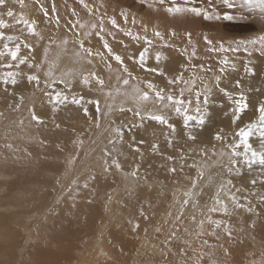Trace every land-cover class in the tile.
<instances>
[{
  "label": "rangeland",
  "instance_id": "rangeland-1",
  "mask_svg": "<svg viewBox=\"0 0 264 264\" xmlns=\"http://www.w3.org/2000/svg\"><path fill=\"white\" fill-rule=\"evenodd\" d=\"M231 2L233 5L232 7H227L226 5H224L223 0H195L194 4H185V0H164L163 4L160 3V0H145L143 4L140 3V0H84V4L88 5V8H85L81 3V0H23V4H21L20 0H6L5 5L0 6V13L3 14L2 16H0V18L5 19L9 24H14V20L6 16V12L10 8L14 12L16 18H19L22 15L23 18L28 19L29 21L36 22L35 32L38 33V35L29 34L27 32V29L24 28L23 25H15V27H10L2 30L6 35L19 37V39L17 41H14L13 44L16 42H21L22 44L28 43L33 45V51L31 53H29V51L22 46L21 55L28 56L30 58L29 62L40 64L41 67L28 68L27 65L21 66V68L25 67L28 72L24 74V78L19 81L18 86H23L25 80L27 82V75L31 74L39 76V88L35 87L34 82L31 84L27 82L28 84H26L31 86L30 94L34 95V102H36V100L38 99L35 97H40V94L43 95V91H41V89L44 88V81L46 79L45 73L50 70L49 67H51V65H54L53 67L56 68L51 72L53 73V76L57 78L52 91H61L63 89L64 85L60 84L58 79L60 77V66L57 65V63L55 64V61L57 60V62H61L62 58H60L59 56L57 58V55L61 54L64 50L71 54L72 57L75 58V61L80 64L78 65L80 66V68H78V71L77 68H75L74 70L69 72V74H79L83 71V73L86 75L88 70L94 67L101 78L105 80V88L103 92L106 91L107 93L111 91L113 92V96L117 95L115 93V89L118 86L116 77L117 75H123L118 71L120 69V65L114 59L108 56L107 51L103 48V42L95 35L96 31L99 30V22L101 19H103L104 38L108 40L110 47L113 49V53L121 55L124 58L125 64H127L129 68L133 70V75L139 77V81L130 82V86L127 89L129 94L132 91V86L138 84L141 91H149V101L153 102V100L155 99L154 92L147 89L146 83L141 81V78L146 77L147 80L144 81L150 80L153 83L157 84V86H163L166 83L167 79L182 75L187 83H182L179 86H171L172 90L174 94L179 97L180 89H185L184 98H191L193 101L192 107L194 108L195 106L193 105H195V92H201L202 101L205 87L212 90L211 100L214 99V101H216L218 104L220 103L221 105H224V101L227 100V97H224L223 93H217L215 91V78L217 76L221 77L220 83H233L232 85H234L237 79L242 81L246 78L243 73V67L246 64L252 69V73H254L253 68L255 67L256 70V66H258L256 64L264 63V54H261L259 44L255 46L246 44L247 51H245V46H240L239 50L235 52L210 50L219 49L221 43L224 45L225 49H228L229 47L237 48L239 41L247 42L249 40L258 39V37L264 35V29H261L260 27L262 26V28H264V24L258 23V21L260 22V20H264V13H262L260 10L261 0H251V4H249L248 0H231ZM53 6H55L56 11H52ZM174 6H196L207 10L210 15H215L218 13L221 17H223L227 14L233 16L234 19L224 20L221 18L219 20H205L203 19V16L195 17L191 13L169 14L165 10L167 7ZM41 7L48 10L47 16H45L41 11ZM89 8L92 9L91 12L88 10ZM121 12H125L128 15L127 24L124 22L122 16L120 15ZM57 17H59V23H57ZM112 18H115L117 20L120 28L124 31L130 30L133 35L139 34L141 37L145 35L144 26H147V35L149 39L153 40V44L151 46H147L144 44L143 39L137 42L124 35L123 31L113 28L109 23ZM133 20L135 21V23H133ZM77 22L79 24H84L86 27L73 28L72 25ZM92 24H97V28L92 29ZM155 31H159L162 34V36L164 37L163 41L153 36V33ZM89 32L91 33L90 36L85 35V33ZM76 33H80V35L76 36ZM173 33H175V35H172ZM188 33L191 34L190 41L187 35ZM205 36H207V38L212 41V44L206 43L204 39ZM80 39H83L85 42V47H91L94 53L100 52L104 54L107 63L111 65V71H109V69L105 67V64L100 61V58L98 56L93 59V65L91 66L87 65L86 62L79 60L75 53L80 51L78 43ZM64 40H67L68 43L64 44ZM165 42L168 45L167 47L164 46ZM144 47H149V52L146 58L148 67L157 66L155 54L157 51L162 53V58L159 62V68L164 72L163 77L157 74L146 73L143 69L139 68L137 65H134L133 62L128 59L129 56L138 57L139 52L142 51ZM193 52H195V55H193ZM222 61H227V63H222ZM233 66L235 70L233 69ZM68 67L69 66H67L66 69ZM221 68L224 69L223 72H221ZM80 78L82 79V77ZM73 82L75 83L76 81ZM1 86L3 88L5 87L2 84ZM119 86L123 88L122 82ZM10 87L11 86H9L8 88ZM80 94L84 95L85 97H91L93 99L99 100L101 96L100 92H95V90H93V92H89L86 89L80 91ZM21 95H23L24 97L22 103L20 101ZM11 98L13 102L22 104V106L18 109H13L15 113L7 114V112L9 111L5 109L0 102V174L1 172L12 174L11 177L2 180H18V183L12 185L13 188H18L24 186L23 182L26 183V180L22 181L21 179H19L22 175L31 176L32 174L38 173V169L32 168V170L29 172L20 171L17 168L18 164L21 166H28L33 164L29 163V161L26 159L30 157L32 152L23 151L24 157H21L20 155L13 152V150H20L22 149L23 145H27L30 147H34L36 150L42 151L44 149V143L39 139L38 134L40 132L37 130L35 122L31 121L30 118H27L29 116L27 109L34 108L29 102V93L15 92V95ZM107 99L108 98L105 97V100ZM41 103L42 102L39 101L36 108H38ZM105 106L106 104H104V107ZM230 106L231 107H229V110H232V107H234V105L230 104ZM88 107L89 114L92 116L93 123L95 122L96 129H91L93 128V123L89 119L90 121L88 120L87 127H85L84 129L81 127L79 128V136L77 137V140H75L76 142H80L78 150L81 151L83 157L90 149L86 146L88 145L91 147V150L89 151L87 157L89 160L87 162L88 164L86 163V167H84V164L82 165V169H84L82 171L83 175H86L87 177L80 181L76 179V182L73 185L65 187L64 189L67 188L69 190L63 196L58 197L59 194L55 196L52 195L50 198L55 199L58 197V202L56 204L51 203L48 206L47 210L42 214L40 222H37V225H35L34 222H10V224L9 222H0V230H2L0 232V235L3 234L2 237L0 236V249L2 250H0V262L6 263L10 261L9 264H14L15 261V264H50L52 260H57V258L46 253V251H51L54 248L56 240L59 237L65 238L66 235L68 236V231L72 230V225L74 224V222H67L74 220H72L73 216L67 215L68 208L63 205H65L67 201H71V196L78 197V195L82 194L85 191V189L82 188V190L78 193H73L70 192V189L82 184L83 186L85 184H91V178L94 182V178L95 176H97V174L92 175V177L90 176L91 172H93V169H95L98 164L105 165L104 161L106 158L111 159L106 157L105 155H103L104 159H100L97 157L94 158L95 153L98 150L102 149L103 146H112V144H109V138L110 140L115 139V135L113 132L110 133V137H105L103 140H97L96 137L101 133V130L108 126L109 122L111 121V116L106 120H103L104 115L102 111H100V113H97L95 106L91 104ZM124 107L126 109L128 108L125 105ZM118 109L117 111H115V113L120 115V119L118 117L116 121L120 123H115L113 126L123 129V133H128L131 136L137 134L138 129L141 125H144V122L148 126H151L152 123H156L149 120L142 121L139 118L134 117L133 115L132 117V113L127 111H125L122 115V113H120ZM64 111L67 112L68 110L64 109ZM158 114H165L166 116L169 114L172 115L167 116L169 117V119L181 118L180 121H182V117H176L174 112H158ZM189 114H192V112H190ZM75 115V113L71 114L70 117H73ZM210 118L211 117H208V119ZM132 120H135V122H133ZM21 121H23V124H21ZM208 123L209 122L206 121V125ZM131 126L132 128H130ZM127 130L130 131V133ZM85 135H87V137L85 139H82ZM156 138L157 137H154L150 140L158 141V139ZM88 142L90 143L87 144ZM158 142L161 144L163 141L159 140ZM176 143L174 144L176 145ZM118 144L119 143L115 145L114 149L116 153H122L121 149L117 147ZM70 146H72V144ZM161 149L162 150L160 151L161 153H163V156L166 155V151L168 150L167 155L174 157L179 168L181 164L185 165L181 162L180 153L185 152L187 153L186 156H188V153L191 152L194 155V158L197 159V156H200L199 153L201 152V149L196 146H186L187 150L185 148L180 149L181 151L174 150L176 154L173 155L172 153L174 152H169V147L166 146L164 148V151L163 147ZM170 150L172 151L171 148ZM209 151H211L209 152V155H211L209 158L217 157L218 160L223 161V164L219 163V167H226L230 149H227L225 144L219 145L218 147L213 148V150L210 149ZM221 151L225 153L224 157L219 156V153ZM145 152L146 157L148 158L156 155V153L150 151ZM213 152H215L214 155ZM9 154L10 158L7 156ZM186 156L185 159H188V157ZM90 157L92 158L91 160ZM75 158H77L76 154ZM189 159H192V157H189ZM41 161L43 163L46 162L43 158H41ZM47 161L54 163V160L51 159H48ZM58 163L63 164V161L60 159L58 160ZM49 171L51 173H59V170L57 171L55 169H51ZM64 172L66 173V170ZM101 174H108L112 178L117 179V176L114 175L111 171L105 172L104 170H102ZM213 175H215V173H213ZM223 175H225L223 176V178L225 177L224 179H229L228 176H226L229 174L225 173ZM50 178L52 180L54 179L53 176ZM213 178H215V176H213ZM194 179H196V177H194ZM173 181L174 180L171 179L170 183H174ZM192 181L194 180L187 182L192 185ZM137 183H139V187H137ZM150 183V180L147 181L146 179L140 178L139 181L136 180L132 182L130 186L132 188L127 189L124 193L119 192L117 189L114 191L115 193L119 192V194H117V197L121 199V204H119V211L124 215L129 216V218H127L129 219V223H134L135 221L149 222V219L151 220V216L153 214L151 208L154 209V206H152L153 203L151 204L153 200H151V196H146L143 191L147 184ZM134 184L135 188H133ZM29 185L32 186L33 184L30 183ZM0 186H2L0 192V201L6 204L3 205L0 213L8 214L9 212H7L5 209L7 205H13L12 201H14L19 196L20 189L10 193L7 190L9 187H11L10 183L5 184L4 182L0 181ZM32 187H34L35 189L39 188V186L37 185H34ZM93 188H97V186H93ZM111 194V189L106 188V190L104 191L100 190L98 194H94L93 196L92 194L90 195V197L92 196V200L99 204L100 214L106 215V207L108 206L107 200L109 199V197H111ZM210 196L208 199L207 196H200L197 199L205 200L208 203ZM260 197L262 196H259V198ZM182 199H185V197L181 198L180 202L183 201ZM212 200L213 196L210 201ZM86 201L80 198L73 200V202H75L74 204H84ZM134 201L139 202V209L136 212H131L130 206ZM230 203L231 201L228 199V202L225 204H228L229 212L233 213L232 215H230V217H235L234 219L236 220V213L232 208V204ZM179 206L183 208L187 207L188 205L185 206L183 205V203H181L179 204ZM208 207L211 206L208 205ZM143 208H146V211L148 210L147 212H149L147 215H145L147 218L140 215L141 211L144 212ZM62 209L66 210L64 216L56 215L59 214V211ZM206 210L207 208L204 207V216ZM179 213L180 211L176 215H178ZM218 214H221V216L225 215L224 213L219 212L212 213L210 215L211 219L218 220L215 218ZM251 214L252 213L249 211H247L246 213L247 216H252ZM176 215L174 216L173 221H176ZM199 218H203V215L200 214ZM185 219H182L179 222H171L170 225L172 226L180 222H185ZM220 220L224 221L223 227L228 226L225 220ZM165 221L166 219L164 220V222ZM205 221L206 220H204V222ZM186 222H189L188 219L186 220ZM193 222L199 221H192L189 222V224H192ZM207 222H209V220H207ZM260 222L261 221L259 219L250 220L249 222H245L246 227L242 228L238 225L236 229L231 230V237H228L227 233L223 234V236L219 234V236H222L225 241V247L219 249L216 253H212L207 249V244H209L212 248L220 247L219 241L217 240L216 236L213 235V232L211 230V228L213 227L214 231L216 232L217 228L214 224L209 223L207 232L201 234L205 235L204 240L207 241V244L201 247L199 244V239H196L197 245L194 247H189L186 254L183 253V255H176L175 252L172 253L175 256L176 260H178V263L176 264H184V260H181V258L185 259V257H190L192 259H195V254H199L201 252H205V254L208 255V259L202 261V264H207L206 262H213L214 260L212 259V255L218 257L219 264H264V240H261L259 236L253 235V232L258 228ZM237 223L239 224V222ZM104 225L105 222H92L89 224L88 228L81 229L80 234H77L71 238V240L75 244V247L85 249L87 245L94 239H96V237L102 232ZM27 226L29 227L28 230H26ZM140 226L142 227V229H144L147 225L140 224ZM110 232L111 231H108L107 235H112ZM10 233L12 235H10ZM160 233L165 234V230H161ZM209 235H211L212 240H208ZM121 237L125 240H130L134 245L139 244L136 236L134 235L125 236L121 234ZM5 240L9 241V243ZM117 241L120 242L119 239H117ZM3 245H7L5 246L7 248L3 247ZM178 247H183V245H179ZM175 250H177V248ZM193 250H195V254ZM126 254L129 260L135 259L134 254H129L128 252ZM13 255L14 257H12ZM165 257L168 256L166 255ZM58 261L59 264L62 260L58 259ZM153 263L162 264V262L160 261L159 263H156L155 261Z\"/></svg>",
  "mask_w": 264,
  "mask_h": 264
},
{
  "label": "bare ground",
  "instance_id": "bare-ground-1",
  "mask_svg": "<svg viewBox=\"0 0 264 264\" xmlns=\"http://www.w3.org/2000/svg\"><path fill=\"white\" fill-rule=\"evenodd\" d=\"M258 23L264 24V20H260V22L258 21ZM260 27L261 29H264L262 28V26ZM58 56L62 58L61 62H57V60L55 61V64L57 63V65L60 66L59 76H61L62 72L69 74V72H71L75 68H77V71L78 68H80V66H78L80 64H78V62L75 61V58H73L72 55L69 54L66 50L62 51L61 54H58L57 58ZM256 65L258 66H256V70L255 67L253 68L254 73H252L251 75L247 74L244 71V67H243V71H244L243 73L246 78L241 81L243 85V90L248 96H250L253 99V101L257 99H264V63L256 64ZM53 66L54 65H51V67H49L51 71L56 69ZM67 66L69 67L66 69ZM21 70L23 76L28 72V70L25 67L21 68ZM3 71H4L3 69H0V73H2ZM144 80H147V78L146 77L141 78V81L145 83ZM26 84L28 83L25 80L23 86L17 85L15 86V88L10 87L8 88L7 92L4 91V88L0 84V102L2 106L9 111L7 112V114L15 113L13 109H18L22 106V104L12 101L11 97L15 95L13 94L15 92L29 93L28 99L34 108L37 107L39 101L42 102L40 106L35 109V111L37 115H41L43 117L44 123L42 125H37L35 123V125L37 130L40 132L38 135H39V139L44 143V149L41 151V150H36L34 147L23 145L22 149L13 150V152L20 155L21 157H24L23 151L32 152L30 157L26 159L29 161V163H33V164L28 166L26 165L21 166L18 164L17 168L22 172H29L32 170V168H36L38 169V173L32 174L31 176L22 175L19 179H21L22 181L26 180L27 185L25 182H23L24 183V186L22 185L23 187L13 188L12 185L18 183L17 182L18 180L16 181L14 179L11 181L2 180L11 177L12 174H6L4 172H1L0 181L4 182L5 184L8 183L11 184V187L7 189L8 192L12 193L19 189L20 192H19V196L14 201H12L13 205H7L5 210L9 213L8 214L0 213V222H5V223L9 222V224L10 222H19V223L34 222L35 225H37L38 224L37 222H40V218L42 214L47 210L48 206L51 203L56 204L58 202L57 198L59 196H63L69 190L67 188L64 189L65 187H69L73 185L76 182V179L80 181L87 177L86 175H83L82 171L84 169H82V165L84 164V167L87 166L88 164L87 162L89 161L87 157L89 151L91 150V147L88 145L86 146L87 148L90 149L86 154L87 156L85 155L83 157L81 151L78 150L80 146L79 145L80 142H76L75 140H77V137L79 136L78 135L79 128L81 127L84 129L85 127H87L88 120L90 119L92 123L93 120L90 114H88V116L85 117L84 113L81 110H79L76 106H59L56 109H53L51 103H49L47 98L42 94H40V97H35L38 99L36 100V102H34V95L30 94L31 86ZM232 84L231 83L225 84L223 82L220 83V87H225L226 90L235 93L236 92L235 83L234 85ZM249 87L253 89H258L260 91L254 90L249 92L248 91ZM215 91L217 93L220 92L217 87ZM105 93L106 91L100 92L101 111L103 112V115L105 112H107V108L106 106L104 107V104H112L116 109H118L119 105L121 104L127 106L128 108H130V106L134 107V103L128 97H123L122 95L117 94L114 95L111 99L105 100L106 97ZM215 102L216 101L212 99V102L208 107V116L206 119H208V117L211 118L206 121L209 123L207 125L205 124L206 126H203L202 128L191 129L193 134L197 136V141L193 142L187 140L188 130L183 128L182 121H180L181 118L169 119L170 123H173L177 126L176 132L173 133V137H175L174 143L176 142L177 143L176 145L174 144L172 147H169L166 142L165 134L169 131L166 128V126L159 125L157 123H152L151 126H148L147 124H145V122L144 125H141L143 123L142 122L140 124L141 125L140 128L137 131V134L133 135L137 142L140 140L145 141L143 145H139L141 148V152L143 153L142 156L140 154L132 152L131 149L127 147V143H125L124 145L118 144L117 147L121 149L122 153L117 158L120 160L122 164V170H116L114 167H112L109 170L114 175L117 176V179L112 178L108 174H101L102 170H104V167L106 166L102 164H98L96 166L97 168L95 167V169H93V172H91L90 174L91 177L92 175L97 174V176H95L94 178V182L92 181L91 178V184H89L87 187L83 186L82 184L80 186L71 188L70 192L73 193H78L79 191L82 190V188L85 189V191L82 194L78 195V197L71 196L70 197L71 201L70 202L67 201L65 205H63L66 208H68L67 215L73 216L72 220H74L67 222H74V224L72 225V230L68 231V236L66 235L65 238L59 237L56 240L55 245L53 244L54 248L51 251H46V253L57 258V260H52L50 264H58L59 262L58 259L62 260L59 264H154L153 263L154 261L156 263H159V261L162 262L160 258L159 250H157L154 253L153 248L159 249V242L173 228H175L177 231H183L184 229H187V231L184 232V241L188 245H190V247H194L197 245L196 239H199V244L202 247L201 240H204L205 235H201V234L207 232L209 228L208 225L209 222H207V220L212 213H208L206 210L204 216L203 211H204V204L206 201L201 199L198 200L197 198L200 197V195L193 197H185L184 195L185 192L191 190V186H192L187 181L195 180L197 185L200 186L195 191L203 193L202 196H207V199L211 195L210 196L211 199L212 196L213 198L215 197L219 185L218 183H213L212 187L209 188V183H210L209 177L213 178V176H215V178H213L215 180L216 178H218V174H219V178H223V176H225L223 174L225 173L229 174V173L225 170L226 168L225 166L219 167V163L221 160H218L217 157L209 158L211 155H208L203 160L201 156H197L198 158L195 159L194 155L191 152H189L188 156H186L188 157V159L181 160V162L184 163L186 166L183 168V171H180L179 170L180 168L179 166H177L175 159L174 161L166 160V157L168 156L167 155L168 150L167 151L165 150L166 151L165 156H163V153H161L160 150H162L161 148L163 147V151H164V148L167 146L169 147V152L172 153L174 152V150L179 151L180 149H184V148L186 149V146L188 147L196 146L199 147L201 150L206 149L207 152L209 153L211 152L209 151L210 149L213 150V148H216L219 145H223V143L218 142L214 139V135L218 131L223 130L224 133H227L229 136H231L232 133L236 130V128L242 126L244 123H247L255 118L253 108L250 107L246 113L242 114L241 121H238L236 125H233L231 123L233 112L232 110H229V107H231L230 106L231 102L225 100L223 107L219 106L221 105L220 103L218 104L217 102L216 103ZM147 103L150 106L152 105V101H148ZM18 104L20 105L19 107L17 108L13 107L14 105H18ZM85 106L88 107L90 106V104H86ZM159 107H160L159 105H155V110H157V112H159ZM64 109L68 111L65 112ZM165 112L168 111L166 110ZM74 113L76 115L70 117V115ZM225 113H227V115ZM110 116H111V121H115L116 124L120 123L116 121L118 117L120 119V115L116 114L115 112L111 115H104L103 120H106ZM27 118H29V116ZM135 120L132 121L135 122ZM109 128H110V122L108 126L105 127L103 130H101V133L98 136H96L97 140H103L105 137H110L111 131H109ZM130 128H132V126ZM91 129L93 130L96 129L95 122L93 123V128ZM128 132L130 133V131ZM123 136L125 142L130 141L131 138L133 137L128 133H123ZM86 137L87 135H85L82 139H85ZM154 137H157L156 139H158V141L161 140L163 142L160 144L156 140L155 141L150 140L151 138ZM108 140H110V138ZM200 141H204V143H200ZM90 142H88L87 144H89ZM152 143H158L160 145V150L158 153H156L155 156L148 158L146 157L145 151L152 152L151 151ZM71 144L72 146H70ZM114 148L115 147L113 145L112 146L110 145V147L109 145L103 146L102 149L98 150L95 153L94 158L96 157L100 159L103 158L105 150L110 151L113 154V156H115L116 151ZM170 148L172 149V151L170 150ZM75 154L77 158H75ZM173 154L176 153L174 152L172 153V155ZM7 156L10 158V154ZM71 156H73L74 158ZM189 157H192V159H189ZM41 158H43L46 162L43 163L41 161ZM48 159L54 160V163L47 161ZM60 159L63 161V164L58 163V160ZM91 159L92 158L90 157V160ZM108 160L110 163L111 159ZM193 161H195L194 165H193ZM208 161H211L210 165L208 164ZM135 165H139V177L143 179L147 177L146 180L147 181L150 180L151 182L150 184H147V186L143 189L146 196H151L150 198H152L151 200H153L151 204L153 203L152 206H154V209L151 208L153 214L151 216V220L149 219V222L135 221L134 223H129L128 222L129 219H127L129 218V216H126L119 211L120 209L119 204H121L120 203L121 199L117 197V194H119V192L124 193L127 189L132 188L130 187L131 183L136 180L131 179L129 176L126 175V173L130 172L133 166ZM188 165H193V166L188 167ZM169 167H176L178 171L176 173H171L168 171ZM51 169H55L57 171L59 170V173H51L49 171ZM65 170L66 173L64 172ZM200 171H203L204 174L202 178L203 184H201V178H198V172ZM213 173H215V175H213ZM52 176L54 177L55 180L54 179L52 180L50 178ZM226 176H228V178L232 180V186H231L232 193L235 194L238 199H241V203H243L244 205L247 206L250 204L254 211L251 212L252 216L249 215L247 216L246 213L248 210L246 207L243 209H237L235 210L236 220L234 219L235 217L233 218L226 215L221 216V214H218L215 218L218 220L220 219L225 220V222H227L228 224L227 227L230 230L236 229L238 225L241 228L246 227L245 222L259 219L261 222L259 223L258 228L253 232V235L259 236L261 240H264V203H261V200L259 198V196L264 197V174H261L258 168L249 170L244 166H239L237 169H234V171L231 174ZM194 177H196V179H194ZM171 179L174 180L173 181L174 183H170ZM253 179H255L256 181L255 185L250 183V181ZM224 180H228V179L226 178ZM30 183L33 184L32 186L34 185L39 186V188L35 189L34 187L29 185ZM93 186H97V188H93ZM106 188L111 189L112 194L111 197H109V199L107 200L108 206L106 207L107 211L105 215L99 213L100 211L99 204L92 200V196L94 194H98L100 190L103 191L106 190ZM133 188H135V184ZM1 189L2 186H0V192ZM116 189L119 191L118 193L114 192ZM237 189H239L240 191H236ZM91 194L92 196L90 197ZM52 195L53 196L58 195V197L55 199L50 198ZM184 197L192 201L198 202L200 207L193 208L191 204H189L187 207H183V213H184L183 220L185 218H187L189 222L206 220L204 222L202 229L199 222H193L192 224H189V222H186L187 219H185V222H180L172 226L170 225L171 222H177V221H173L174 216L179 211H181L182 207H180L179 204H181L183 201L180 202V199ZM243 197H246V199H242ZM79 198L83 199L84 201L86 200L88 201H86L84 204H74L75 202H73V200ZM222 198L224 199V203L228 202V198L226 196ZM210 199L207 205L212 206L213 200L210 201ZM138 204H139L138 201H134L131 204L130 206L131 212L132 211L136 212L139 209ZM3 205L6 204L0 201V210H2ZM143 210L144 213L148 211V210L146 211V208H143ZM65 213L66 210L62 209L59 211V214L56 215L64 216ZM148 213L149 212L144 214V216L147 215ZM200 214L203 215V218L201 219L199 218ZM193 215L195 216V219H193ZM165 219L167 222L166 221L164 222ZM92 222H96V223L105 222L102 232L96 237V239L90 242L85 249H82L80 247H75V244L71 240V238L77 234H80L81 229L88 228L89 224ZM237 222H239V224ZM135 224H139V228H134L133 225ZM140 224L142 225L146 224L147 226L144 229H142ZM28 226L26 230H28V228L30 227ZM223 228L224 227L222 225L221 228L217 229L216 232L223 236V234H225ZM156 229H160V231L165 230V234L157 232ZM211 230L213 233L215 232L213 227L211 228ZM1 231L2 230H0V232ZM108 231H111L110 233L112 235H107ZM121 234L125 236L127 235L136 236L139 244L134 245L133 242H131L130 240L123 239L121 237ZM198 234L201 235L199 236V238H198ZM10 235L12 234L10 233ZM0 236L2 237L3 234ZM222 236L219 238V240L217 239L220 243L219 248H212L209 244H207V249L212 253H216L219 249L224 248L225 241ZM116 238L119 239L120 242H118ZM208 240H212L211 235L208 236ZM6 242L9 243V241ZM180 245H183V243H181ZM5 246L3 245V247ZM175 249L176 248L172 249V253L175 252L176 255H183V252L178 253V250ZM127 252L129 254H134L135 259L129 260L126 254ZM172 253L170 255H167L168 257H165L164 259H170L173 261V264H176L178 263V260H176L175 256ZM203 255L204 256L202 261L208 259V255H206L205 252L203 253ZM12 257H14V255ZM212 259L214 260L213 262H206V263L219 264L217 256L212 255ZM181 260H184V258H181ZM9 262L6 263L0 262V264H9ZM15 263L16 261L14 262V264Z\"/></svg>",
  "mask_w": 264,
  "mask_h": 264
},
{
  "label": "snow or ice",
  "instance_id": "snow-or-ice-1",
  "mask_svg": "<svg viewBox=\"0 0 264 264\" xmlns=\"http://www.w3.org/2000/svg\"><path fill=\"white\" fill-rule=\"evenodd\" d=\"M6 0H0V6L5 5ZM21 4H23V0H20ZM145 0H140V3L143 4ZM195 0H185V4L193 3ZM249 4H251V0H248ZM81 3L85 8H88L87 4H84V0H81ZM160 3L163 4L164 0H160ZM224 5L227 7H232L231 0H223ZM151 6V5H149ZM90 12L92 9H88ZM169 14H177V13H191L195 17L203 16V19L205 20H212V19H224V20H233L234 17L231 15H224L221 17L218 13L215 15H210L209 12L203 8L196 7V6H174V7H167L165 9ZM260 10L262 13H264V0H261ZM41 11L44 13L45 16L48 15V10L46 8L41 7ZM52 11H56L55 6H53ZM3 14L0 13V16ZM120 15L122 16L124 22L128 23V15L125 12H121ZM6 16L8 18H12L14 20V24H9L6 22L5 19L0 18V69H4L2 73H0V84H2L4 87V91H8V87L11 86L15 88V86L18 85L19 81L22 80L23 74L21 70V66L27 65L28 68H40V64H35L29 62L28 56H22L21 55V48H26L29 53L33 51V45L28 43H21L16 42L13 44L14 41H17L19 37L13 36V35H6L3 29H7L10 27H15V25H23L24 28L27 29V32L29 34L38 35V33L35 32V21H29L28 19L23 18L21 15L19 18H16L14 15V12L9 8L6 12ZM57 23H59V17L56 18ZM109 23L112 25L113 28L123 31L124 35L130 37L132 40H135L139 42L141 39H143V42L147 46H151L153 44V40L149 39L147 35V26H144V32L145 35L141 37L139 34L133 35V33L128 30L124 31L120 28V25L117 23V20L115 18H112ZM133 23L135 21L133 20ZM73 28L80 27L85 28L86 26L84 24H79L78 22L72 25ZM92 29L97 28V24L91 25ZM76 36H79L80 33H76ZM85 35L90 36L91 33H85ZM95 35L103 42V48L107 51V54L109 57L114 59L119 65L120 69L118 70L123 75H117L116 79L118 82V86L115 89V93L118 95H122L123 97H128L132 100L134 103V107L125 108L123 104L119 106L118 111L120 113H124L125 111L132 113V115L136 118H139L140 120H149L154 121L159 125H164L169 130L166 134V142L169 147H172L174 145L175 137H173V133L176 132L177 126L173 123L169 122V118L165 114H158L157 110H155V105H159V112H165L166 110L168 112H174V114L178 117H182V126L184 129L188 130L187 140L188 141H197V136L193 134L191 129L193 128H202L206 124V117L208 116V107L210 103L212 102L211 96H212V90L205 87L204 94H203V100L201 101V92L196 91L195 92V107H192L193 101L191 98L185 99L184 98V91L185 89L181 88L179 92V97H177L171 86H179L182 83H187V81L184 80L183 76H175L170 79L166 80V83L163 86H157V84L153 83L152 81H145L147 89L154 92L155 99L152 102V105L150 106L147 102L150 100L149 91H141L140 87L137 85L132 86V91L129 94L127 91L128 87L130 86L131 81H139L138 76L133 75V70L129 68L127 64H125L124 58L119 54H114L113 49L110 47L108 40L104 38V21L103 19L99 22V30L96 31ZM172 35H175L173 33ZM189 37V41L191 39V34H187ZM153 36L156 38H159V40L163 41L164 37L159 31H155L153 33ZM207 44H212V41L207 38V36L204 37ZM64 44H67L68 41L64 40ZM79 43V49L80 51L75 53V55L79 58L80 61H84L87 63V65H93V59L95 57H99L100 61L105 64V67L111 71V65L107 63L105 56L103 53L100 52H93V49L91 47H85V42L83 39H80L78 41ZM123 43V42H121ZM246 44L248 45H257L260 46L261 54H264V35L258 37V39L249 40L247 42L245 41H239L237 48H231L228 49L224 48V45L221 43L219 49H210L211 51H238L240 46H245V51H247ZM165 47H167V43L164 44ZM149 52V47H144L142 51L139 52L138 57L137 56H129L128 59L133 62L134 65H137L139 68L143 69L146 73H152L157 74L160 76H164V72L160 70L159 68V62L162 58V53L157 51L155 54V60L157 63V66L155 67H148L147 66V54ZM193 55H195V52H193ZM222 63H227V61H222ZM234 69V66H233ZM235 70V69H234ZM224 69L221 68V72H223ZM244 71L251 75L252 69L247 66V64L244 66ZM45 81H44V88L41 89L43 91V95L47 98L48 102L51 103L53 109H56L58 106H76L79 110H81L84 113V116L87 117L89 114V109L86 104H92L95 106L97 113H100L101 111V103L99 99H93L91 97H85L84 95L80 94V91L86 89L89 92H103L105 88V80L101 78V76L97 73V71L94 69H89L87 74L85 75L83 72L77 74H66L62 73L61 76L58 78L59 83L63 84L64 87L61 91H52L54 84L57 81V78L53 76V73L51 70L45 73ZM70 77V78H66ZM82 77V79L80 78ZM27 82L29 84L35 83V87H40V78L37 75H27L26 77ZM216 87L219 89L221 93L225 97H227V100L231 102L232 105H234L232 112L233 116L231 119V123L233 125H236L238 121H241L242 114L246 113L250 107L253 108V112L255 115V118L250 120L247 123H244L242 126H239L236 128V130L232 133L231 136H229L227 133H224L223 130L218 131L214 135V139L218 142H221L226 145L227 149H230V154L227 158V165L225 170L231 174L234 169H237L239 166H244L249 170H252L254 168H258L261 172V174H264V99H257L253 101V99L248 96L245 91L243 90V85L241 80L237 79L235 81V89L236 92H230L226 90L224 87H220V81L221 77L217 76L216 78ZM73 81H76L75 83ZM122 82L123 88H121L119 85ZM260 91L258 89H253L251 87L248 88V91ZM15 94V93H13ZM106 97L108 99H111L113 96V92L109 91L105 93ZM23 95L20 96L21 103L23 102ZM20 105H14V108L19 107ZM220 107H223V105H219ZM107 112L104 113V115H111L117 109L112 104H106ZM29 113V118L31 121L35 122L37 125H42L44 123V119L41 115H37L34 108H28L27 109ZM190 112L194 114H189ZM227 115V113H225ZM21 124H23V121H21ZM115 124V121H110V128L109 131L113 132L115 135V139L109 140V143L112 144L114 147L117 143L124 145L127 143V147L131 149L132 152L140 154L141 156L143 153L141 152V148L139 145H143L145 143L144 140L136 141L135 137L133 136L130 141L125 142L124 136H123V129L116 128L113 125ZM98 126V125H97ZM172 137V138H169ZM200 143H204V141H200ZM242 149V150H241ZM160 150V145L158 143H152L151 144V151L153 153H158ZM202 157V160L206 158L209 153L206 149H202L199 153ZM215 152H213V155ZM104 155L106 157H111L110 163L109 160L106 158L104 161V164L106 167H104V171L108 172L112 167H114L116 170H122V164L120 160L117 158L121 153H116L115 156L108 151H104ZM187 153L182 152L180 153V159L184 160ZM225 153L221 151L219 153L220 157H224ZM166 160L173 161L174 157L167 156ZM221 164H223V161H220ZM195 164V161H193V165ZM208 164H211V161H208ZM193 165H188V167H192ZM185 165H180V171H183ZM168 171L171 173H176L178 169L176 167H169ZM127 176H129L133 180L139 181V165L133 166L132 170L128 173H126ZM203 171L198 172V178H201V184H203ZM144 179H147L145 177ZM210 183L209 188L212 187L213 183H218L219 187L216 191L215 197L213 198V203L211 207H208L207 202H205L204 207L207 208L208 213H224L225 215H232L233 213L229 212V206L228 204L224 203V199L222 197L226 196L232 204L233 210L237 209H243L247 208L249 212L254 211L252 206L244 205L241 203V199H238L235 194L232 193L231 186H232V180H224L223 178H216L215 180L212 177H209ZM250 183L253 185L256 184L255 179L251 180ZM85 187L88 185L85 184ZM137 187H139V183H137ZM200 186L197 185L196 181H192L191 190L185 192V197H193L200 195L202 196L203 193H200L198 191H195ZM236 191H240L237 189ZM259 195V194H256ZM242 199H246V197H243ZM261 203H264V197H260ZM183 205L187 206L189 204L192 205L193 208L200 207L199 203L196 201H192L188 198L183 199ZM141 216H144V212L141 211ZM184 217L183 208H181V211L178 215H176V221L179 222ZM147 218V217H145ZM193 219H195V216L193 215ZM209 223L214 224L217 229L221 228L222 225H224V221L222 220H213L211 217H208ZM199 224L201 226V229L204 225V220H200ZM134 228H139V224L133 225ZM157 232H160V229H156ZM187 229H184L183 231H177L175 228H173L167 235L163 237V239L159 242V249L153 248V252L155 253L157 250H159V254L162 260V264H173V261L170 259H164L166 255H170L172 253L173 248H177L178 253L183 252L187 253L190 245H188L184 241V232H186ZM223 231L228 234V237H231L232 233L231 230L224 226ZM213 235H216L217 239L219 240L220 236L219 233H213ZM199 238V234H198ZM181 243H183V247H178ZM207 241L201 240V245H206ZM194 254H195V250ZM203 259V253L195 254V259H192L190 257H185L184 264H202Z\"/></svg>",
  "mask_w": 264,
  "mask_h": 264
}]
</instances>
